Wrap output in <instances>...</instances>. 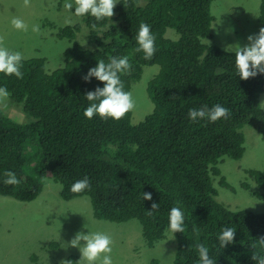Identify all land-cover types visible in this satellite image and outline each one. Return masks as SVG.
I'll use <instances>...</instances> for the list:
<instances>
[{
    "label": "trees",
    "instance_id": "1",
    "mask_svg": "<svg viewBox=\"0 0 264 264\" xmlns=\"http://www.w3.org/2000/svg\"><path fill=\"white\" fill-rule=\"evenodd\" d=\"M69 2L74 13V0ZM118 2L111 19L80 17L93 48L75 40L81 24L67 25L57 33L68 45L61 53L62 65L48 72L44 58H29L22 60L23 79L0 73V87L7 88L10 101L27 118L16 122L0 110V195L31 202L50 178L60 185L64 201L87 197L97 220L138 221L148 247L171 232L169 213L178 206L184 212L185 232L172 233L176 247L171 264H199L197 243L209 248L216 264H256L253 245L259 250L256 239L264 236V213L223 206L216 200L214 177H220L219 187H230L218 165L225 158L243 157L244 126L264 137L259 102L264 74L241 80L235 52L203 43L212 37L213 0H145L142 6L138 0ZM257 21L264 28V0ZM141 23L148 24L156 37L150 60L136 51ZM171 30L177 38L167 36ZM124 56L131 64L128 74L120 77L127 92L140 80L144 67H159L146 87L152 112L138 124L132 122L131 112L119 121L87 119L86 94L104 85L83 77L99 60L107 63L110 57ZM217 104L230 110L228 119L190 121V109ZM5 171L15 172L21 184H5ZM247 174L259 189L252 196L264 200V173ZM85 177L90 190L73 193L72 185ZM242 187L250 189L246 182ZM143 193H150L152 200H144ZM153 202L159 209L150 216ZM193 225L200 229L199 238ZM224 227L236 229V236L221 248L218 237ZM67 260L78 262L72 254Z\"/></svg>",
    "mask_w": 264,
    "mask_h": 264
},
{
    "label": "rangeland",
    "instance_id": "2",
    "mask_svg": "<svg viewBox=\"0 0 264 264\" xmlns=\"http://www.w3.org/2000/svg\"><path fill=\"white\" fill-rule=\"evenodd\" d=\"M260 3L261 0H213L211 14L215 20L211 25L212 37L203 40V43L227 52H235V48L230 46L248 45V37L258 35L262 28L257 21ZM64 4L62 0H30V5L25 6L24 0H0V37H3L4 46L12 52H20L23 59L44 58L48 72L63 64L61 53L68 46L66 39L57 37L59 28L81 24L75 40L86 48H93L81 18L66 9ZM144 4L145 0H138L139 6ZM13 18L22 19L28 30L15 29L11 23ZM33 25L40 26L39 33L32 31ZM167 36L170 39L178 37L173 30ZM158 71L157 65L144 67L140 80L129 91L135 102V108L130 111L134 124L141 122L153 110L146 87ZM259 102L264 110V94L259 95ZM6 103V109L0 108L5 115L16 122H26L20 106L9 98ZM241 131L246 151L240 160L225 158L218 165L230 187H219L220 177H214L218 190L216 200L230 210L264 213V200L252 196V192L259 189L247 174L250 170L264 173V137L250 126H244ZM244 182L250 186L249 190L242 187ZM59 187L47 178L39 196L27 203L0 195V264L60 263L69 254L76 255L80 261L79 248L68 246L78 232L110 235L113 240V264H150L153 259L158 264L172 263L176 247L172 232H167L165 239L148 247L138 221L112 223L97 220L93 217L87 197L64 201ZM51 244L58 246L53 249Z\"/></svg>",
    "mask_w": 264,
    "mask_h": 264
},
{
    "label": "clouds",
    "instance_id": "3",
    "mask_svg": "<svg viewBox=\"0 0 264 264\" xmlns=\"http://www.w3.org/2000/svg\"><path fill=\"white\" fill-rule=\"evenodd\" d=\"M118 0H74V14L77 17L90 15L96 21H101L105 18L114 16V9L118 4ZM24 5L29 6L30 0H24ZM64 7L68 10L73 9V2L65 0ZM13 27L17 30L27 31L28 25L20 18H13L11 21ZM92 28H96V24H92ZM32 31L39 33L40 26L33 25ZM156 37L151 31V28L146 23H141L136 37L137 52H143L144 58L150 60L153 58L156 47ZM235 48V66L241 80L254 78L258 74H264V28H261L258 35H250L248 37V45ZM227 50V49H226ZM23 56L20 52H12L4 46L3 37H0V73L5 76H15L17 79H23L22 60ZM131 69L129 58L110 57L109 62L99 60L97 66L91 68L87 75L83 77L85 82H90L94 77L99 82L103 83V88H96L95 91H90L86 94V99L90 102L89 106L84 111V116L87 119H92L94 116H99L102 120L112 119L119 121L125 115L135 108V102L131 92L124 90V84L121 80V74H128ZM10 92L5 87H0V108H7L6 101L10 97ZM188 117L192 122L207 119L210 122H216L221 119L230 117V110L217 104L211 109L207 106H202L199 109H190ZM6 179L4 183L7 185L19 186L21 180L17 178L15 172L5 171ZM91 184L87 177L76 181L71 188L73 193H81L90 190ZM144 200H152L150 193H143ZM152 211H148V215H153L159 209V204L153 202L151 205ZM169 230L172 233L185 232V216L180 207H172L169 213ZM193 232L199 238L200 229L193 225ZM236 229L233 227H224L218 237L221 248L232 244L235 240ZM83 241V244L81 242ZM259 250H256V245H253L252 260L256 264H264V236L256 239ZM49 244V243H48ZM53 244H51L52 246ZM57 245V244H56ZM113 240L110 235L102 232H89L85 235L83 232H78L71 240L69 247L79 248L81 252V260L86 264H113L111 253L113 251ZM58 246V245H57ZM196 249L199 254V264H216V260L210 257L209 248L203 243H197ZM53 248V246H52ZM56 249V248H53ZM51 264H59L54 263ZM61 264H72L71 260L64 259Z\"/></svg>",
    "mask_w": 264,
    "mask_h": 264
}]
</instances>
